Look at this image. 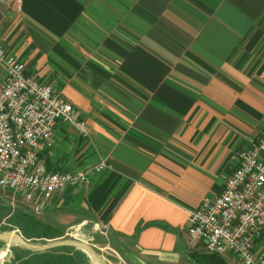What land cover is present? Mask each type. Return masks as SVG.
Returning <instances> with one entry per match:
<instances>
[{"label":"crops","instance_id":"crops-1","mask_svg":"<svg viewBox=\"0 0 264 264\" xmlns=\"http://www.w3.org/2000/svg\"><path fill=\"white\" fill-rule=\"evenodd\" d=\"M6 3L7 52L70 101L90 133L58 122L48 168L112 166L50 199L75 213L65 230L58 224L63 237L91 221L100 236L87 242L104 235L186 264H235L190 243L189 216L223 191L264 131V0ZM4 81L0 65V89Z\"/></svg>","mask_w":264,"mask_h":264},{"label":"built area","instance_id":"built-area-1","mask_svg":"<svg viewBox=\"0 0 264 264\" xmlns=\"http://www.w3.org/2000/svg\"><path fill=\"white\" fill-rule=\"evenodd\" d=\"M6 2L0 0V5ZM0 65L5 68L0 90L1 189L15 192L40 212L55 194L89 186L93 176L112 169L101 158L75 172L50 170L46 158L55 155L57 123L72 125L86 139L87 123L78 120L71 102L29 74L26 63L10 55L1 42ZM188 232L190 243L202 242L211 253L230 254L235 264H264V251L256 249L264 235V131L239 153V166L223 191L190 209ZM11 253L10 245L0 247V264H6Z\"/></svg>","mask_w":264,"mask_h":264},{"label":"rangeland","instance_id":"rangeland-1","mask_svg":"<svg viewBox=\"0 0 264 264\" xmlns=\"http://www.w3.org/2000/svg\"><path fill=\"white\" fill-rule=\"evenodd\" d=\"M2 45L4 44L2 43ZM58 94L61 97H63L60 93ZM93 178L94 176L92 177V180ZM85 187H88V186H83V187H78V188H85ZM58 194H62V193H57V195ZM63 205L59 207L55 205H52V206L47 205L40 212H35L32 204H29L26 201H24V199L20 195L16 194L15 192L0 188V231L2 232H11V231L17 232L18 231L17 233L20 232V234L23 235L22 230L17 225L14 224V219L12 218L13 213L15 211H18L19 209L27 210L28 212L32 213L36 217L41 218L42 220H45L47 222H51L54 224H63L64 226L63 229L65 230L66 227L68 228L70 224L74 222L75 219H73V217L75 213L72 209H67L63 207ZM60 209L64 211L58 212V210L60 211ZM81 228L82 226H79L73 229V232L69 233L63 238H58L57 240L76 239L78 231ZM94 231L99 234L100 230L96 229ZM102 236L104 237L105 242L101 238L97 240L96 238L93 237V240H90V242L88 243H90L92 246L93 244L96 245L94 246V248L96 249L98 254L102 257V259L108 264H186L182 260L176 261L174 259L173 260L165 259L160 256L141 253L140 250L136 249L135 245H133L132 242H128V241H124L123 246H116L115 244L114 245L112 244L114 246L112 247L109 245V242H108V241L112 242V239L109 236L107 238L104 235ZM52 241H56V240H49V241L48 240L46 241L37 240V242H33V243L47 244ZM7 245L8 244L0 241V247H5V246L7 247ZM10 246H11L12 253L9 256V261L6 264H23L24 262L29 261L32 258V255L29 252V250L19 247V246L18 247L17 246L15 247L12 245ZM75 257L78 261V264H93L92 260L89 258L87 254L86 256L81 255V254L77 256L75 255Z\"/></svg>","mask_w":264,"mask_h":264},{"label":"trees","instance_id":"trees-1","mask_svg":"<svg viewBox=\"0 0 264 264\" xmlns=\"http://www.w3.org/2000/svg\"><path fill=\"white\" fill-rule=\"evenodd\" d=\"M12 218L14 224L22 230L24 238L32 242L55 240L64 236L58 224L42 220L27 210L15 211ZM29 252L32 258L23 264H78L75 255L86 256L83 251L71 247L57 248L47 252Z\"/></svg>","mask_w":264,"mask_h":264},{"label":"water","instance_id":"water-1","mask_svg":"<svg viewBox=\"0 0 264 264\" xmlns=\"http://www.w3.org/2000/svg\"><path fill=\"white\" fill-rule=\"evenodd\" d=\"M94 222H87L78 231L76 239H62L49 242L47 244L33 243L24 238L20 233L0 231V241L8 245L19 246L32 252H47L57 248L71 247L86 253L92 260L93 264H108L98 254L96 249L87 242L88 236L93 232Z\"/></svg>","mask_w":264,"mask_h":264}]
</instances>
